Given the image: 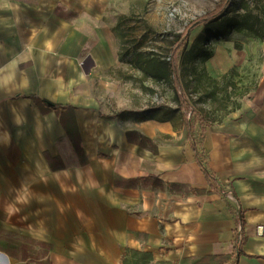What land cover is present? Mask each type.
<instances>
[{"label": "crops", "instance_id": "obj_1", "mask_svg": "<svg viewBox=\"0 0 264 264\" xmlns=\"http://www.w3.org/2000/svg\"><path fill=\"white\" fill-rule=\"evenodd\" d=\"M114 1L0 0V228L51 264H121L127 249L151 253L148 264L214 253L264 264V37L248 100L185 139L183 123L144 119L142 96L128 105ZM34 96L72 109L43 113ZM200 160L216 192L168 188L209 189ZM149 176L167 188L129 182ZM228 202L245 217L241 251ZM0 264L27 263L0 250Z\"/></svg>", "mask_w": 264, "mask_h": 264}, {"label": "rangeland", "instance_id": "obj_2", "mask_svg": "<svg viewBox=\"0 0 264 264\" xmlns=\"http://www.w3.org/2000/svg\"><path fill=\"white\" fill-rule=\"evenodd\" d=\"M219 1L115 0L111 4L123 59L121 74L127 78L128 105L142 96L144 104L161 105L162 113L177 107L172 79L157 81L142 66L147 65L148 59L170 61L178 35ZM263 3V0H231L230 11L224 18L240 22L248 11L249 20L255 17L261 20ZM260 40L247 27L215 36L208 35L203 27L191 32L179 69L193 107L212 124L231 117L251 96L261 74ZM207 54L210 57L203 60ZM170 115L172 122L183 123L179 111Z\"/></svg>", "mask_w": 264, "mask_h": 264}, {"label": "trees", "instance_id": "obj_3", "mask_svg": "<svg viewBox=\"0 0 264 264\" xmlns=\"http://www.w3.org/2000/svg\"><path fill=\"white\" fill-rule=\"evenodd\" d=\"M264 2V0H263ZM231 8V0H220L217 2L215 7L204 14L200 15L196 19L192 20L185 30L180 33L174 43V46L171 51L170 61L165 59H148L147 65L142 66L145 73L150 75L157 81H162L168 78L172 79L173 89H174V99L177 103L176 108L168 109V112L162 113V106L156 105L153 107L145 108L139 113L142 114L144 119H153L158 116L159 120H167L171 119L170 113L174 111H179L183 124H184V135L185 139H191L196 136L197 132L200 131V136L202 139L205 136L207 128L211 125V121L208 120L203 113L193 107L191 100L188 96L187 91L185 90L181 72L179 69L181 55L186 51L189 39L191 36V32L198 28L203 27L206 33L210 36L212 35H226L227 33H232L234 29H238V31H242L244 28L250 29L254 34L259 36L261 39L264 37V17L263 19H259L255 17L253 20H249L248 14L250 12L246 11L244 15L245 19L236 20L234 18L225 20V14L230 11ZM261 11L264 15V3L261 6ZM258 24L259 27H258ZM258 27V29H257ZM138 56H141L139 54ZM210 57L207 54L203 60H206ZM139 61V60H138ZM41 110V112H49L52 110L61 111L62 109H72L71 106H61L55 105L53 103L48 102L47 100L40 99L39 97H32ZM169 115V116H168ZM67 134L71 138V142L73 147L77 151L79 155L83 158L85 157V153L83 150L81 138L79 136V131L76 129L77 140L73 136V132L70 127H66ZM138 133V132H137ZM133 131L128 132L129 139L134 141L132 138ZM138 137L142 139H137L138 144L145 146L147 141H151V139L137 134ZM49 161H52L53 158L49 153H46ZM200 165L202 166L207 179L209 181L210 188L209 189H199V188H191L186 184L182 183H172L169 185V189L175 192H181L183 194H209L212 192H216L218 190L217 187V178L215 173L206 165L203 160H200ZM130 184L133 186H138V184H142L144 186H150L153 189H166L167 184L155 176L149 177H141L129 180ZM229 208L233 213L234 217L237 220L241 229H236V237L239 241V250L242 249V244L246 241V238L243 237V228L245 224V217L243 211H238L231 203L228 202ZM48 249L51 248L50 245H46ZM31 246L15 241L13 238L7 236V232L0 228V250L10 254L13 257L21 259L25 261L27 264H51L49 258L46 260H39L34 258L30 252ZM25 250V251H24ZM132 253L136 257L142 260L141 264H148V262L153 260L152 254L147 252H140L134 249H127L125 251V255L121 261V264H132V259L128 257V255ZM146 260V261H145ZM189 261V262H187ZM238 258L235 253H214L211 255H203V256H195L190 257L184 260H181L183 264H237ZM154 264H171L166 262L154 263Z\"/></svg>", "mask_w": 264, "mask_h": 264}, {"label": "water", "instance_id": "obj_4", "mask_svg": "<svg viewBox=\"0 0 264 264\" xmlns=\"http://www.w3.org/2000/svg\"><path fill=\"white\" fill-rule=\"evenodd\" d=\"M258 232H259L260 235L263 234V232H264V227H263L262 225L259 226V228H258Z\"/></svg>", "mask_w": 264, "mask_h": 264}, {"label": "built area", "instance_id": "obj_5", "mask_svg": "<svg viewBox=\"0 0 264 264\" xmlns=\"http://www.w3.org/2000/svg\"><path fill=\"white\" fill-rule=\"evenodd\" d=\"M239 229H241V226L239 227Z\"/></svg>", "mask_w": 264, "mask_h": 264}]
</instances>
